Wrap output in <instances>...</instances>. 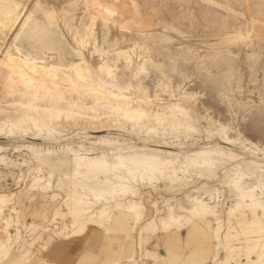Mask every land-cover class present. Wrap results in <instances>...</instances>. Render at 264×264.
<instances>
[{
  "label": "bare ground",
  "instance_id": "obj_1",
  "mask_svg": "<svg viewBox=\"0 0 264 264\" xmlns=\"http://www.w3.org/2000/svg\"><path fill=\"white\" fill-rule=\"evenodd\" d=\"M32 7L31 13L43 16L47 25L56 22V17L40 5ZM11 21V13L0 10V38ZM76 26L75 22L69 29L76 48L69 55L67 65H57L49 58L39 59L33 53L22 55L14 44L1 57L0 66L8 71L4 78L5 95L30 98L16 104L20 109L17 116L0 120V139L10 142L9 146H0V175L3 171L17 174L12 177L14 192L0 181V222L6 242L12 245L10 231H17L24 214L22 209H17L24 206L22 200L26 195L38 192L41 201L50 197L53 203L57 202L48 212L50 219L66 221L72 235L96 234L98 240H102L100 247L90 243L85 245L86 248L79 251L78 257L70 264H88L97 258L103 263L106 261L105 264H140L151 238L159 234L165 238L167 258L153 253L151 264H198L197 255L177 256L172 253L175 249H169L175 245L179 250L176 244L180 243V231L184 225L189 226L184 237L187 243L192 237L198 243L215 242L211 249H206L201 264L218 253L226 254L236 249L249 264H264V171L255 163H264V150L248 143L239 134L230 138L222 124L208 114L200 115L194 111L192 102H196V97L193 93L182 90L174 93L168 78L165 82L158 79L156 91L150 96L144 85L149 73L146 60L136 55L139 50L146 51V44H123L124 52L117 55L116 64L109 66L104 59L110 50L105 52L99 47L94 23H90L81 38L72 33L71 29ZM38 33L36 25L25 22L15 41L22 36H31L35 37L31 42L36 44L41 41ZM33 45L31 47L35 48ZM58 49L61 51L62 48ZM242 61L239 60L233 68L227 66L220 82L225 93L231 94L236 102L242 99ZM117 77L121 78L119 83ZM255 83L248 98L262 105L264 78L256 79ZM82 92L91 100L89 105L71 104L65 109L58 105L65 93ZM38 96L53 101L54 105H37L34 100ZM74 107L78 108L77 113L73 112ZM62 118L68 123L63 124ZM200 119L207 124L205 131L213 139L210 145L181 148L160 140V137L192 138L201 132ZM85 120L91 121L88 126ZM76 121L79 124H74ZM72 128L76 129L74 134L65 133ZM98 132L126 136L135 144L132 147L116 146L107 152L62 145L77 135ZM19 142L33 145L18 146ZM217 148L235 152L241 156L240 161L230 162L216 151ZM59 164L64 167L62 173L58 171ZM151 191L165 195H160L158 201L151 197ZM244 210H251V216L249 219L243 217L240 222L236 216L243 215ZM209 218L214 221L215 228L211 227ZM232 218L235 223H231ZM172 230L175 232L171 233ZM110 237L118 248L108 253L107 247L112 243L104 239ZM235 241L242 245L233 247ZM55 242L51 240L49 243ZM94 247L96 251L92 254L87 248ZM171 249L174 251L169 252ZM190 251L192 254L193 248ZM203 252L202 249L201 254L198 252L199 257ZM6 257L7 253L0 250V264ZM43 261L38 260L35 264H44ZM218 264H223V260Z\"/></svg>",
  "mask_w": 264,
  "mask_h": 264
},
{
  "label": "rangeland",
  "instance_id": "obj_2",
  "mask_svg": "<svg viewBox=\"0 0 264 264\" xmlns=\"http://www.w3.org/2000/svg\"><path fill=\"white\" fill-rule=\"evenodd\" d=\"M35 4L40 5L47 13L53 14L56 17V22H53L52 25H47L43 16L31 13L32 6ZM0 10L9 11L12 15V21L9 23L7 30L2 32V38H0V61L3 53L9 49L10 45L14 44L22 55L33 53L39 59L49 58L57 65H67L69 55L74 53L73 49L76 48L70 37L71 32H69V29L71 25L75 22L77 23L75 30H71L75 36L81 38L84 30L93 22L98 31L97 40L99 47L105 52L110 50L104 59L106 64L109 66L116 64L117 55L124 52L121 48L123 44L134 43L138 46L146 44V51L141 52L139 50L136 55L140 59L146 60L145 67L147 73H149L144 85L147 87L150 96H153L156 91V84L159 81L165 82L166 78H168L169 85L171 84L170 86L172 87H170L171 91L177 93L182 90L193 93L196 97V102H192V105L195 106L194 111L200 115L208 114L214 121L222 124L230 138H236L237 134H239L243 139L249 141L248 143H252L264 150V104L258 105L248 98L253 82L256 85V79L264 78V0H0ZM25 22L36 25L39 30L38 35L41 34L40 36L37 35L41 43L35 44L31 42L35 38H31V36H22L19 41H15L16 34ZM41 38L44 39L42 40ZM46 39H49L50 43ZM40 44H42L41 47L44 49L39 46ZM44 44L45 47H43ZM218 44L222 46H218ZM32 45L35 48L31 47ZM58 48H62L61 51ZM36 50L39 52H35ZM43 50L45 55L41 52ZM216 55H219V58ZM241 59L244 63V72L240 75L242 99L237 101V103L231 97V94L229 96L225 93V89L221 87L220 82L224 78L222 76L223 70L227 66L234 67ZM148 61L151 62L148 64ZM202 65L204 66L201 67ZM205 65H209L206 67L207 69ZM149 67H153V69ZM203 75L207 79H204ZM216 75L217 78L215 77ZM6 76H8L7 69L0 66V86L2 87H0V118L2 117L0 120L6 116H17L20 113V109L16 104L30 99L21 98L18 95L6 96L4 91V78ZM116 80L119 83L121 78L117 77ZM204 83L206 86H204ZM215 85L220 88L215 87ZM85 94L83 92L74 95L65 93L63 100L58 105L63 109L71 104H75V106L89 105L91 100ZM41 99L38 96L37 100L33 102L39 106H47V103L48 106L54 105L53 101L49 99ZM5 105L8 106L6 107ZM73 112L77 113L78 108L74 107ZM80 113L90 117L93 116L87 112L81 111ZM61 122L63 124L68 123L64 118H62ZM84 122L88 126L91 121L85 120ZM74 124H79V121ZM206 125L205 121L200 119L198 126L201 128V132L192 138L184 136L178 138L160 137V140L171 142L181 148L210 145L213 139L205 131ZM234 131L237 133L235 134ZM75 132L76 129L72 128L65 133L72 135ZM34 143L44 146L40 142ZM134 144V140L129 137L98 132L96 134L77 135L62 145L72 148L80 146L90 147L98 149L99 152H107L116 146L132 147ZM9 145V141L0 139V146ZM17 145L33 144L19 142ZM216 151L225 155V158L230 162H238L241 159L240 155L232 151L221 148H217ZM14 157L16 158L17 156L14 155ZM255 163L258 164V168L264 171V163ZM63 168L62 164L58 165L60 173L63 172ZM10 173L6 174V171H3L0 175V181L9 185V191L14 192L15 185L12 179L17 174ZM194 181H196V178H194ZM151 192V197L158 201L161 200L159 198L160 195H165L160 191L158 192L160 195H157L156 192ZM179 195L177 196L179 197ZM39 198L40 194L38 192L26 195V198L22 200L24 206L17 208L22 209L24 214L20 218L17 231H10L12 245L6 242L2 223L0 222V240H2L0 250L7 253V257L2 264H35L38 260H44L42 262L44 264H64L65 262L70 264L78 257L79 251L82 252L86 248L85 245L90 243V245L100 247L102 240H98L96 234H88L87 236L72 235L66 221L50 219L48 212L54 205H57V202L53 203L50 197L44 201ZM242 214L244 216H236L240 222L243 221V217L245 219L250 218L251 210H244ZM208 220L211 221V227L215 228L214 221L211 218ZM231 223H235L234 218H232ZM188 229L189 226L184 225L180 231V243L176 244L177 248L179 246V250L177 249V251L175 245H173L169 249L173 248L175 251L171 249L169 252L173 250L174 252L172 253L177 256H184L186 253L190 254L188 257L197 255L198 264H201L206 249L208 247L211 249L215 242L198 243L197 239L192 237L187 243L184 237H186ZM174 232V230L171 231V233ZM132 237L134 238V236ZM51 240L56 241V244L52 243L51 245L49 243ZM104 240L106 242L110 240L111 242V237ZM57 243L60 244L57 245ZM111 243L112 245H107L108 253L118 248L116 241ZM164 243L165 238L161 234L152 237L148 246H146L147 249L145 248V259L143 258L140 264H151L153 253L167 258ZM241 245L235 241L232 246L237 248ZM198 246L201 248H198ZM95 247L87 249L94 254L96 251ZM190 248H193L192 254ZM201 249L204 252L199 257L198 252L201 254ZM212 253H210L209 257H211ZM224 254V252L222 254L218 253L215 258L207 260L205 264H218L221 260H223V264H249L245 256L237 249ZM252 259L254 260L255 257ZM105 263L97 258L88 264ZM123 263L125 264V262L120 264ZM186 263L188 264L189 262Z\"/></svg>",
  "mask_w": 264,
  "mask_h": 264
}]
</instances>
